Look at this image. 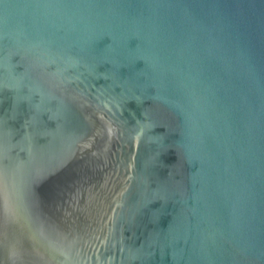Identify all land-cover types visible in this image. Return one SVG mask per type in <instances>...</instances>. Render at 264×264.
<instances>
[{
  "label": "water",
  "instance_id": "95a60500",
  "mask_svg": "<svg viewBox=\"0 0 264 264\" xmlns=\"http://www.w3.org/2000/svg\"><path fill=\"white\" fill-rule=\"evenodd\" d=\"M0 264H264V0H0Z\"/></svg>",
  "mask_w": 264,
  "mask_h": 264
}]
</instances>
